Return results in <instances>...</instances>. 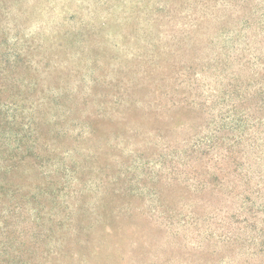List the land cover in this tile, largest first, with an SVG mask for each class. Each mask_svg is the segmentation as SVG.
I'll return each mask as SVG.
<instances>
[{
	"label": "rangeland",
	"instance_id": "374dc122",
	"mask_svg": "<svg viewBox=\"0 0 264 264\" xmlns=\"http://www.w3.org/2000/svg\"><path fill=\"white\" fill-rule=\"evenodd\" d=\"M0 40L25 81L0 102L41 132L0 158V235L24 243L0 264L256 263L264 99H245L264 87V0H0ZM231 107L246 124L229 166Z\"/></svg>",
	"mask_w": 264,
	"mask_h": 264
},
{
	"label": "trees",
	"instance_id": "16d2710c",
	"mask_svg": "<svg viewBox=\"0 0 264 264\" xmlns=\"http://www.w3.org/2000/svg\"><path fill=\"white\" fill-rule=\"evenodd\" d=\"M2 46H3V41L0 40V47ZM1 56H2V52L0 53V57ZM21 61H24V60L22 59V57H19L17 53H12L10 57L5 59L4 61H2V59L0 60V85L3 87L2 91H4L5 89H8L7 87L9 86H10L9 89L13 87L16 91H19L17 89L16 84L18 81H20V79L18 77H15L14 75H11V73L18 74L15 68L17 64L20 63ZM24 82L25 81H20L22 85H25ZM229 93L231 94L234 93V90L229 91ZM263 95H264V87L255 86L251 89V91L249 92L245 100L248 101V103L254 108V110L258 111L259 113H263V110H262V101L264 99ZM6 106H7V103L0 102V158L3 160L8 159L10 161L13 156H16L18 154V153L16 154V151H14L15 149L18 151L22 147L23 148L35 147L33 138L37 139L38 137L37 135L40 134L41 132L40 131L38 132L37 128L34 127V125L30 123V121H27V122L24 121L23 117H21L19 120L17 119V114L15 113L17 112L18 106L16 104H14L13 109L10 108L12 109L11 112L9 110H6V111L4 110ZM208 106H206V108H208ZM224 113H226L224 114V116H222L223 115L222 114V115H218V117L219 119H222V121L223 120L228 121L230 125L229 127L231 129L230 131L232 132V137L223 135V138L228 140L227 144L230 146H228L227 148L222 147L224 152L221 153L220 159H222L226 164H229V163L235 164L234 163L235 156L231 154V151L229 148H233L234 146L238 144V139L241 138L240 134L242 131V126L240 124L244 125L246 123L243 117L235 115L234 108L232 107L230 109H227ZM2 118H6V122H3L1 120ZM94 121L95 123L96 122L100 124L104 123V121L101 119H95ZM248 123H249L248 126L250 127H259L258 124L264 127V115L259 116L257 119H254L252 122L248 121ZM215 130L218 131V129H215ZM26 139H29L31 141L30 145H24L25 144L24 140ZM213 145L217 146V145H220V143L215 142L211 146ZM211 146L207 145L206 147L208 148ZM249 146L251 149H255L258 146V144L256 143L255 140H252L251 143H249ZM261 155L264 156V153ZM231 165L229 164V166ZM2 170L9 172L10 171L9 165L6 164L4 166H0V172ZM220 170L223 171L222 168H220ZM213 175L214 174L211 173V175L209 174V176L208 175L204 176V178L201 180H198L197 183L203 185L204 187H206L210 183L215 184L213 183L212 180H210V176H213ZM223 175L225 176L224 181H229L232 179L236 181H240L239 173L236 171V168L234 165L232 167L231 172L228 170H224ZM0 180H3V177L0 176ZM12 180H14V177L5 179V182H0V193H2L3 197L9 196V190H7L8 188L6 187L10 185ZM220 182H223V181H220ZM232 182L236 183L235 181H232ZM16 192L17 191L12 189L10 194L14 196ZM260 232L261 230L256 229V235H254V237L246 236L245 238L248 242L247 246L244 247L245 251L247 253H252L256 255L257 261L255 264H264V236ZM0 236H1V242L3 243V246L1 247V250H0V256L2 254L18 253L23 250L24 243L22 241L17 239L16 241L17 245L15 247H11V245L8 244L9 238L6 235H0ZM234 242L237 243V240L235 237L228 236L227 238H224V243L227 246H230L231 243L233 244Z\"/></svg>",
	"mask_w": 264,
	"mask_h": 264
}]
</instances>
